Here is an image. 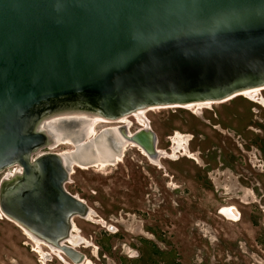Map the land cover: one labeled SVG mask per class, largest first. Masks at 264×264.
Listing matches in <instances>:
<instances>
[{"label":"water","instance_id":"water-1","mask_svg":"<svg viewBox=\"0 0 264 264\" xmlns=\"http://www.w3.org/2000/svg\"><path fill=\"white\" fill-rule=\"evenodd\" d=\"M261 88L264 0H0V173L21 169L1 179L0 210L80 264L64 242L90 213L65 190L81 148L50 152L48 122H112ZM121 131L159 162L150 126Z\"/></svg>","mask_w":264,"mask_h":264},{"label":"rangeland","instance_id":"rangeland-1","mask_svg":"<svg viewBox=\"0 0 264 264\" xmlns=\"http://www.w3.org/2000/svg\"><path fill=\"white\" fill-rule=\"evenodd\" d=\"M144 116L158 149L171 154L178 132L190 137L195 160L176 153L177 160L161 158L156 168L131 148L112 166L74 168L65 187L86 201L101 224L74 218L93 243L79 250L93 264H140V253L143 264H264V110L239 96L201 109H157ZM112 125L118 124L97 123L89 148ZM137 129L134 124L131 131ZM82 140L49 151H71ZM10 170L0 173V181ZM224 206L239 211L238 221L220 215ZM151 232L162 235L157 252L152 244H140V238L155 240ZM25 241L16 226L0 220V264H39Z\"/></svg>","mask_w":264,"mask_h":264},{"label":"flooded vegetation","instance_id":"flooded-vegetation-1","mask_svg":"<svg viewBox=\"0 0 264 264\" xmlns=\"http://www.w3.org/2000/svg\"><path fill=\"white\" fill-rule=\"evenodd\" d=\"M262 92H264V89L258 90L253 97H245V96H241V97L249 100L250 102L256 104L257 106H259L260 108H262L264 110V99H263V96H262ZM233 99H231V100H233ZM228 101H230V100H228ZM223 103H225V102H223ZM219 104H222V103H219ZM211 105H214V104H211ZM208 106H210V105H208ZM203 107H206V106H203ZM191 108H195V107H191ZM196 108L197 109H201V108H198V107H196ZM186 109H190V108H186ZM132 118H133V121L129 120L130 121L129 122L130 123L129 132L131 134L136 132L137 130L142 129V128L145 127L144 123H143L144 124L143 125V124H140V123L137 122V120H136L137 118H135V117H132ZM144 118H145V116H144ZM145 120H146V118H145ZM134 124H136L138 126V129L136 131H131V129H132ZM116 126L117 125L107 126L106 128H103V129L104 130L105 129H112V128L116 127ZM190 141H191V139H190L189 136L181 135L180 133L176 132L175 136L173 137V142L171 141L172 144H173V149L171 150L172 153L170 152L171 154H168V152L157 148V150L161 153V156L159 157V159L167 157L170 160L175 161V160L178 159V156L182 154L185 157H187L188 159L195 160V159H193L190 156L192 154L190 152V148H189ZM131 148L136 149L140 153V155H142V157L145 158L146 162L149 165H152V166L158 168L157 163L152 162V160L143 152V150H141L139 147H136L134 145L131 146L130 144L125 145L122 148V151L119 154V156H120L119 160L120 161H122V158L125 156V153ZM181 151H183V153H181ZM176 153H178L179 155L177 156ZM119 160H117L118 161L117 163L120 162ZM109 166H112V164H110ZM74 168L81 169L80 167H74ZM73 169H72V172H71L70 176L73 174ZM82 170H84V169H82ZM15 171H16V169L14 168V170H10L8 172V174L14 173ZM65 190L67 191L66 187H65ZM67 193L70 194L71 196L79 199L81 202H83L85 205H87L85 200L79 198L78 196H75V195L71 194L68 191H67ZM87 207L89 208L90 213L88 214V216H86L84 218L81 217V218L84 221H89V222H92V223H95V224H100V221L95 219V218H97V215L95 214V212L88 205H87ZM219 213H220L221 216H223L224 218H227V219H229L231 221H238V219L240 217L239 211L234 206H224V207H222L220 209ZM263 213H264V210H263ZM0 220L1 221L4 220V221H7V222L13 224L14 226H16L22 232V234H23V236L25 237V240H26L24 245L26 247H30L29 250L32 253H34L35 255H37V257H38L37 262L39 264L54 263V261H56L59 264H75L71 260H69L59 249L53 248V247L47 245L44 242H38L39 243V247L36 249V246H35L36 243H34L33 239L31 237H29L28 234L24 233V230L19 228L17 225H15L13 222L9 221L8 219H5L3 216L0 217ZM112 229H113V226H109L108 227V229H107L108 234H110L109 232ZM81 232L82 231L77 227V224L75 223L74 218H73V220H72V230H71L70 237H69V239L66 242H64V244L68 245L69 247H72L73 249H75L76 251H78L79 253H81L84 256V259H83V261L80 264H93L92 261L89 260L87 258V256L81 250H79V249H83V250L84 249H90V248L93 247V243H91L86 238H84L82 236ZM113 234H115V233H113ZM150 234H151L152 237L155 238V240L153 239L154 240L153 241L152 239L140 238V244H141L142 248L146 244H152L151 245V249L153 250V252H157V250L159 249V247L157 245L158 244L157 241L159 239H161L160 237L162 235L161 234H154L153 232H151ZM152 241H153V243H151ZM154 242H156V243H154ZM171 250L169 249V251H171ZM140 251H142V249ZM136 260L140 264H143L144 263L143 254H141V253H140V255L138 254V257L136 258Z\"/></svg>","mask_w":264,"mask_h":264},{"label":"bare ground","instance_id":"bare-ground-1","mask_svg":"<svg viewBox=\"0 0 264 264\" xmlns=\"http://www.w3.org/2000/svg\"><path fill=\"white\" fill-rule=\"evenodd\" d=\"M262 89H264V88L254 89L252 91L243 93L241 96H245L246 95L247 97H253L258 90H262ZM224 102H226V101H224ZM221 103H223V102H221ZM214 104H219V103H214ZM208 105H211V104L189 106L187 108H191V107L203 108V106H208ZM152 110H157V109L141 110L139 112H136V113H133L131 115L122 117L121 119L116 120V121H112V122H107V121H103V120H100V119L75 118L76 120H78L80 122H78L76 124H73V125H62L61 123L63 122L64 119L63 120L54 119V120H52V121H50L48 123H49L50 127H52L51 129L54 132V134H57L58 146L63 144L64 142L70 144V143H74V140L83 139L78 144H75V145L73 144V150H71V151H63V152H60V153H61V155H66L67 156L68 154L73 153L75 150H76V153H78V150L76 149V147L77 148L78 147L81 148V153L79 155H75L74 158H73L74 160L70 159L71 161L69 160L68 163L75 162L76 164L73 165V168L74 167H80L82 169H85L86 167L107 166L109 164H113V163L117 162V160H119V157H120L119 154L121 153L122 148L125 145H128V144H130L131 146L134 145L132 143L126 142L122 138V135H121V132H122L121 130H123V128L125 129V131H127L126 132L127 135L131 136L133 134V133L131 134L129 132L130 123L127 120V118L135 117V118H137V120L141 124H143V123L145 124L144 128H148L149 125H148L147 121L144 118V114L146 112L152 111ZM65 119L67 121H71L70 120L71 118H65ZM97 123L118 124V125L116 127L112 128V129H107L105 131L106 132V137L104 139H102V141L100 143H97V145L95 147L89 148V145L93 142V140L96 137L95 126L97 125ZM101 133H103V131H100L98 133V135H100ZM134 146H136V145H134ZM136 147H138V146H136ZM87 148L90 149L89 150L90 152L88 151L89 152L88 155H83L82 154L83 151L84 150H88ZM14 168L16 169V171L14 173H11V174L7 173L6 174L7 178L12 176L15 173H20L21 169L19 167H14ZM10 169H13V167L10 168ZM71 172H72V170L70 171L69 176H70ZM2 216L5 219H8L9 221L13 222L15 225H17L22 230H24V233L28 234L29 237H31L33 239L34 243H36L35 244L36 249L39 247V243L38 242H43V241L35 238L33 235H31L26 229H23L17 223H15L11 219L7 218L2 213V211L0 210V217H2Z\"/></svg>","mask_w":264,"mask_h":264}]
</instances>
